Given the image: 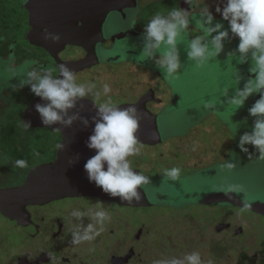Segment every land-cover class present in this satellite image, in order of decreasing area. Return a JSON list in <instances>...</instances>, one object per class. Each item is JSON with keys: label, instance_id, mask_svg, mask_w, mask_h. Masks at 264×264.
Returning a JSON list of instances; mask_svg holds the SVG:
<instances>
[{"label": "flooded vegetation", "instance_id": "1", "mask_svg": "<svg viewBox=\"0 0 264 264\" xmlns=\"http://www.w3.org/2000/svg\"><path fill=\"white\" fill-rule=\"evenodd\" d=\"M140 2V0H137L135 8L126 9L123 13L116 14L119 20L122 21V25H125V28L108 36L107 41L101 45L103 51L110 52L118 42L128 37L139 38L143 35L146 23L145 18L141 16L142 14L129 18L130 10L141 8ZM191 3L189 11L194 12L196 6L193 2ZM27 14V29L23 34L20 16H14V13L8 14L1 9L0 56L7 57L9 54L14 53L17 55L23 54L27 59L35 62L34 67L37 71L49 70L54 75H58L60 67L52 53L42 47L32 45L27 40V35L31 30L29 13ZM128 20L129 22H127ZM79 25L82 26V23H79ZM123 33H127L125 38L113 41L112 38ZM86 56L87 51L84 48L70 45L59 53V58L63 62L83 60ZM123 57L126 60H123ZM145 62V60L142 61L133 54L118 57L114 55L110 60L101 61L94 66L76 72L75 75L78 83L94 84L96 86L95 90L101 91L98 98L90 97L87 100L94 104L110 100L113 104L119 106L122 104H136L141 99L146 98L148 110L159 119L179 113L182 108H188V105L185 106L182 103L181 96L173 90L170 81L164 79L161 71L156 66L151 69L150 65ZM104 84H109L111 87V91L107 95L102 92ZM22 94L23 90H18V92L0 96V189L20 187L30 170L41 164L54 162L59 152L57 144H67L71 149H75L77 146L81 149L87 148L85 143L88 138L85 137L79 139L66 138L62 131L55 129L26 128L22 130V123L24 124L23 109L25 110L39 99L34 95L32 103L23 105ZM189 105L191 107V104ZM204 126L206 125H194L179 135L161 140L159 144L154 146L142 145L143 154L129 158L136 165H132L135 170L143 174L144 171H158L163 176L166 185L177 191L174 194L167 193L163 195L164 200L167 202L176 204L181 200H194L196 204L214 208L213 204L206 205L203 203V197L208 195L197 192L186 193L180 188V185H183L187 179L200 169H207L214 163L225 161L229 136L224 135L223 131L219 135L214 129ZM17 159L27 161L26 166H16L15 161ZM138 164L139 166H137ZM172 168L181 170L179 179L171 180L164 175L166 170ZM97 201L103 202L104 208L110 215V221L105 223L103 230L99 231L98 235H95L94 250L86 254L84 241L73 243V231L81 221L76 220L70 213L73 210H80L81 212L95 210ZM118 207L136 210L135 219H133V216L124 215L125 218L122 221L128 224L135 220L136 226L139 228L134 235V240L139 243L148 240L151 235L149 214L154 209L165 215H182L185 213L193 219H197L193 210L188 208L171 209L165 212L163 209L154 206L141 208L121 206L115 202L92 196L66 197L43 205H28L20 220L7 217L0 211V264H95L97 260L101 259L103 253L107 255L108 248L110 252L112 243L116 248L119 228L117 214L120 212ZM242 210L249 211L247 209ZM258 216L262 217L261 215ZM88 223L89 220L85 216L83 224L87 225ZM223 223L225 222L220 221L214 226L216 236L221 240L224 237L227 239L228 237L225 234L232 230V224L229 223L231 224L230 228L217 232V226ZM166 229L167 227H165ZM237 229L234 230V235ZM140 230H142V234L140 238H137ZM193 231L194 224L183 228L184 233L181 237L184 238L183 243L185 245L180 244L178 246L181 247V250L184 246L193 244L195 240ZM210 235L213 238V234ZM160 240L165 244L163 248L165 251L167 249L165 236ZM128 241H130L129 249L126 252L120 255L109 254L108 257H105L104 264H112L114 257H124L133 249L135 256L127 263L132 264L139 257V254L135 250L136 244L132 243L131 238ZM164 253H167V251ZM86 259L88 262H86Z\"/></svg>", "mask_w": 264, "mask_h": 264}, {"label": "rangeland", "instance_id": "2", "mask_svg": "<svg viewBox=\"0 0 264 264\" xmlns=\"http://www.w3.org/2000/svg\"><path fill=\"white\" fill-rule=\"evenodd\" d=\"M138 10H130L129 18L142 14L147 23L157 13L167 14L172 8H181L182 0H140ZM196 10L208 6L214 14L216 21L224 24L228 28V22L224 21L219 13H216V7L223 8L226 0H192ZM27 0H0V11L3 9L8 14L14 13V16L20 18L21 30L24 34L27 29L28 12L26 9ZM18 12V13H17ZM117 13L109 12L102 24V37L104 42L108 36L116 31L125 28L122 21L119 20ZM129 22V20L127 21ZM194 27V25H193ZM193 32L192 35H197ZM224 51L215 60L210 61L200 67H196L193 62L188 61L184 46H180L182 68L178 78L170 83L173 90L182 98V103L188 108H182L179 113L160 118L158 122V134L160 140L172 138L185 132L194 125H206L214 129L219 135L229 136V146L225 161L214 163L207 169H200L187 181L180 185L186 193H200L210 195L214 193L234 194L245 207L250 208L256 203L264 204V159L260 158L259 152L252 145H246L249 153L241 152L238 144L239 137L244 132H250L255 117L249 115V109L260 99L259 93H254L237 110V106L229 103L237 88H243L246 81L253 76L249 72L251 60L245 64H236L228 59V53L234 51L239 38L232 37L229 29V38L224 42ZM24 45V44H23ZM102 44L96 45V57L99 62H106L111 57L133 54L137 58L144 47L143 35L139 38H130L118 42L110 52L101 49ZM126 60L125 57L122 58ZM25 61L33 62L27 59L23 54H9L7 57L0 56V96L7 93L18 92L14 85H18L19 80L12 78V72ZM150 68L155 67L152 59L145 60ZM35 62H33V67ZM157 68V67H156ZM158 69V68H157ZM237 71L242 76L241 82L237 83ZM23 105L32 103L34 94L30 88L25 86L22 89ZM211 102L212 107H206V103ZM191 104V107L190 105ZM23 109V113H24ZM233 121V122H231ZM239 123V124H237ZM239 127V129H238ZM19 128V126H17ZM22 130L25 126L22 123ZM238 129V131H237ZM40 135V134H39ZM157 151V149H156ZM144 149L141 148L142 155ZM139 156V155H138ZM231 162L235 166L228 168L226 165ZM133 166H136L132 163ZM139 166V164L137 165ZM141 166V165H140ZM150 177V183L143 186L145 196L150 205L159 209H191L197 216L193 219L189 214L165 215L159 210L154 209L149 214V227L151 235L149 239L140 243L134 240L139 227L135 220L125 224L122 219L125 216L135 219L136 210L118 207V238L116 248L113 243L107 255L103 253L100 260L95 264H104L105 257L115 253L120 255L129 249V238L136 244L135 250L139 257L132 264H154L156 261L168 260L173 257L182 258L183 255L193 251L199 252L203 264H264V218L249 211L239 209L227 203L213 204L214 208L201 206L193 201H183L179 203H170L164 200V194L176 193V190L168 187L158 171L145 172ZM142 189V190H143ZM181 191V190H179ZM175 197V196H172ZM122 212V213H121ZM232 224V230L225 234V237L216 236L214 226L218 222ZM121 222V223H120ZM194 224L193 235L195 240L191 246L186 245L182 250L178 247L184 244V238L181 237L185 226ZM165 227L167 229L165 230ZM242 227L244 232L241 236H235L234 230ZM213 234V238L210 234ZM167 240V253H164V245L161 238ZM95 235L90 240L84 241L85 253H91L94 250ZM174 242V243H173ZM89 246H91L89 248ZM210 254V255H209ZM211 256V257H210ZM257 256V258H256ZM100 261V262H98ZM86 262L88 260L86 259Z\"/></svg>", "mask_w": 264, "mask_h": 264}, {"label": "clouds", "instance_id": "3", "mask_svg": "<svg viewBox=\"0 0 264 264\" xmlns=\"http://www.w3.org/2000/svg\"><path fill=\"white\" fill-rule=\"evenodd\" d=\"M186 2L191 5L192 0ZM216 13L228 22L227 29L223 23L216 21L208 6L198 12L172 8L167 14L157 13L145 25L144 47L138 58L142 61L152 59L164 79L171 82L178 78L183 65L181 45L184 46L188 61L200 67L215 60L224 51V42L229 38L230 29L232 37L239 38V44L234 51L228 53L227 60L242 65L250 59L249 72L253 76L243 88L236 89L229 103L236 105L238 110L251 95L261 94L260 99L248 110L255 120L251 131L240 135L238 147L241 152L249 153L246 145H252L259 152L260 158L264 159V0H226L223 8L216 7ZM193 32L199 34L192 35ZM44 38L54 43L61 41V36L52 32L45 33ZM12 78L19 80L18 85H14L16 90L27 86L41 99L42 103H37L35 109L45 127L59 125L66 129L77 121L85 129L92 127L86 146L89 150H94L95 154L84 163V172L90 184L110 198H118L127 203L141 201L140 190L150 183V177L135 170L129 159L140 155L142 148L137 133L143 117L136 105L119 107L110 100L94 104L96 115L90 120L81 115L85 108L84 101L90 97L98 98L101 91L95 90L94 84L78 83L75 72L70 67L61 65L59 74L54 75L49 70L37 71L33 62L25 61L13 70ZM241 79L242 76L237 71V83ZM110 91V85L104 84L103 94L107 95ZM205 106L213 105L208 102ZM73 109L78 110L71 111ZM24 125L25 128L30 127V123ZM62 128L55 129L62 131ZM57 148L60 151L66 150L64 144H57ZM79 159V154H76L69 158L68 163L74 165ZM26 164L27 161L23 159L15 161L18 167ZM234 166L231 162L226 165L228 168ZM180 171L179 168H172L166 170L164 175L177 180ZM70 215L81 221L73 231V243L92 239L110 221V215L102 201L96 202L95 210H73ZM85 216L89 220L87 225L83 224ZM154 264H203V261L200 253L193 251L182 258L173 257Z\"/></svg>", "mask_w": 264, "mask_h": 264}, {"label": "water", "instance_id": "4", "mask_svg": "<svg viewBox=\"0 0 264 264\" xmlns=\"http://www.w3.org/2000/svg\"><path fill=\"white\" fill-rule=\"evenodd\" d=\"M192 4V3H191ZM137 6V0H27L26 9L29 13V26L31 30L27 40L35 46L42 47L52 53V56L61 65L70 67L75 73L98 63L96 57V45L104 43L102 37V24L109 12L123 13L126 9ZM182 9L190 10L186 0L182 1ZM82 23V26L79 25ZM52 32L61 36L60 43L46 40L45 33ZM127 33L112 38L122 40ZM78 46L87 51L83 60L63 62L59 53L66 46ZM54 50V51H53ZM37 103H42L39 98L24 111V123H30L29 128L55 129L59 125L45 127L35 109ZM85 108L81 115L91 117L96 115L94 103L84 101ZM130 104H122L119 107H127ZM140 110L143 117L140 129L137 133L142 145H157L161 142L158 134L159 118L153 115L147 108V99L143 98L134 104ZM79 107V106H78ZM73 109L71 111H76ZM57 130V129H55ZM65 137L88 138L92 134V127L83 128L79 121L71 128H62ZM66 150L58 152L57 159L52 163L41 164L29 171L24 183L17 188L0 189V211L3 215L15 220L23 217L28 205H43L49 202L64 199L66 197L92 196L115 202L121 206L141 208L152 206L149 204L145 193L141 189L142 199L140 202L127 203L118 198H110L103 194L100 189L90 184L84 172V163L95 154L94 150L88 148L71 149L67 144ZM86 145V143H85ZM79 154L80 159L74 165H69V158ZM206 205L227 203L231 206L247 209L252 213L264 217V204L256 203L250 208L245 207L234 194L214 193L203 197ZM231 227L229 223L217 226L216 231L222 232ZM243 228H238L235 235H242ZM142 230L137 238H140ZM135 256L132 249L124 257H114L112 264H127Z\"/></svg>", "mask_w": 264, "mask_h": 264}]
</instances>
